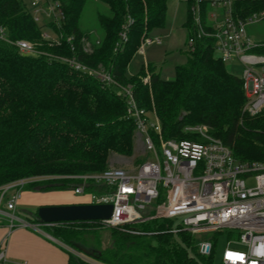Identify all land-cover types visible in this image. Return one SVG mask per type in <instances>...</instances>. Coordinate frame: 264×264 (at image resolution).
Instances as JSON below:
<instances>
[{"label":"trees","instance_id":"16d2710c","mask_svg":"<svg viewBox=\"0 0 264 264\" xmlns=\"http://www.w3.org/2000/svg\"><path fill=\"white\" fill-rule=\"evenodd\" d=\"M58 1L64 19L58 30L51 24L61 36L58 43L41 40L40 26L22 0H0V26L11 41L37 42L40 52L74 59L89 70L102 68L119 87L130 86L136 106L160 121L164 138L179 137L184 125L202 124L236 160L264 162V112L256 117L243 114L242 82L214 59L210 42L197 41L194 52L186 53L185 63L175 66L172 79H161L150 64L126 76L141 39L163 29L168 0H97L109 13L97 16L103 36L99 46L91 44L90 54L83 52L81 44L89 36L78 28L86 0ZM262 8L264 2L234 6L237 12L241 10V17ZM128 17L126 41L117 50ZM183 27L187 33L192 29L188 14ZM68 37L73 38L70 43ZM255 52L264 55V48ZM126 109L123 96L88 73L45 55H19L14 47L0 42V185L51 176L59 178L32 182L23 191L78 187L81 181L69 177L104 171L112 154L131 155L134 126ZM96 190L92 184L85 187L86 193ZM34 219L33 223H41L35 214ZM44 227L51 238L72 249L82 235L103 229L94 222ZM110 241L104 250L83 256L96 264H214L212 256L198 254L189 235L173 232L169 222L110 229ZM67 256V264H92Z\"/></svg>","mask_w":264,"mask_h":264},{"label":"built area","instance_id":"2783aa9c","mask_svg":"<svg viewBox=\"0 0 264 264\" xmlns=\"http://www.w3.org/2000/svg\"><path fill=\"white\" fill-rule=\"evenodd\" d=\"M192 29L185 40L186 53L194 52L199 40L210 42L214 59L223 65L236 63L240 67L245 103L243 114L256 117L264 112V55L255 51L264 48V41L251 37L247 28L264 23V8L243 16L236 4H259L264 0H183ZM28 13L35 23L41 18L62 25L64 15L58 0H31ZM131 24L128 17L119 33L115 48L121 50ZM54 32V30H53ZM42 39L58 43L60 35L41 34ZM72 37L66 40L70 43ZM0 42L16 49L19 55H39L27 41H11L0 26ZM160 37L146 34L136 53L159 44ZM82 50L92 53V45L82 39ZM76 71L88 73L102 84L111 86L125 98L126 112L133 122L135 151L144 155L139 163L126 167H107L100 173L71 176L81 181L72 189L74 195H86L88 204L112 206L110 217L94 223L107 229L149 221L171 224L173 232L180 231L194 240L198 254L212 256L214 264H264V162L236 160L228 147L213 137L205 125H184L179 137L164 138L160 121L150 112L136 106L131 87H119L102 68L89 70L74 59H59ZM147 78L143 79V83ZM32 181V180H31ZM29 182L16 180L0 185V225L8 230L16 227L39 232L51 226L30 223L15 215L23 188ZM92 184L96 192L86 193ZM7 220V223L3 221ZM227 234L225 247L216 258L209 234ZM47 238L52 239L46 235ZM243 260L229 259L228 253ZM0 264H25L10 261L0 249Z\"/></svg>","mask_w":264,"mask_h":264},{"label":"rangeland","instance_id":"374dc122","mask_svg":"<svg viewBox=\"0 0 264 264\" xmlns=\"http://www.w3.org/2000/svg\"><path fill=\"white\" fill-rule=\"evenodd\" d=\"M31 0H22L25 10L28 11L27 7L29 6ZM167 11L165 16V24L163 29L153 30L150 35H157L160 37L159 44H153L149 47L144 48V53L138 54L136 53L134 58L132 59V63L130 67L126 71V76L129 78L136 73V70L141 66H146L147 64L153 65L157 71L159 72L160 78L167 80L172 79L174 74L175 66L182 65L186 61V46L185 40L187 37V31L183 27L186 18V6L183 0H168L167 1ZM108 7L97 0H86L84 4V8L82 10L78 28L80 32L83 34H87L89 36L88 42L90 44H94L95 46H99L102 41L103 33L98 27L97 16L98 14H108ZM37 25L40 26L41 33H46L49 36L54 35V31L51 27V23L48 20H39ZM248 34L254 39H258L259 41H264V23H260L254 26H250L247 28ZM57 33V32H56ZM42 40V35H41ZM142 40V39H141ZM27 41V40H23ZM29 42V41H27ZM34 46V49L37 53L41 55L48 56L50 59H62V57H53L51 54H47L44 52H40L37 50L39 46L36 42H29ZM49 46L52 44L48 43ZM225 69L228 73L233 76H240V67L236 63H229L225 65ZM264 72L263 68H260ZM132 74V75H131ZM144 159V155L137 153L135 151L134 144V136L132 137V153L129 156H118L112 154L108 157L107 167H126L131 163H139ZM59 177H51V176H38V177H28L22 178L26 179L30 184L35 181H44L50 180ZM32 180V181H31ZM68 191H63L68 193ZM23 192H34V191H23ZM38 208V207H37ZM36 209L28 208V207H17L15 211V215L23 221L33 223L34 214ZM7 223V220L3 221ZM41 232L48 235L45 231V227L39 228ZM49 236V235H48ZM207 239L212 241L215 257L218 258L222 249L225 247V241L227 239V234H209L206 236ZM61 244V243H60ZM111 244L110 241V229L103 228L94 233L82 235L79 238V241L75 243V249L70 248L67 245L61 244V246L68 252L69 254L76 256L85 261H89L92 264H96L91 262L83 253H88L89 255H94L97 252L104 250L109 247Z\"/></svg>","mask_w":264,"mask_h":264},{"label":"crops","instance_id":"0c3cea01","mask_svg":"<svg viewBox=\"0 0 264 264\" xmlns=\"http://www.w3.org/2000/svg\"><path fill=\"white\" fill-rule=\"evenodd\" d=\"M137 71L138 68L136 73ZM79 204H88L86 195H74L72 191L23 192L18 207L36 209L40 206ZM0 249L5 251L10 261L25 264H67L68 259V252L60 242L30 228L16 227L8 230L4 225H0Z\"/></svg>","mask_w":264,"mask_h":264},{"label":"water","instance_id":"95a60500","mask_svg":"<svg viewBox=\"0 0 264 264\" xmlns=\"http://www.w3.org/2000/svg\"><path fill=\"white\" fill-rule=\"evenodd\" d=\"M112 206L106 205H53L37 208L35 217L45 225L74 222H94L110 217Z\"/></svg>","mask_w":264,"mask_h":264},{"label":"snow or ice","instance_id":"6c2138e0","mask_svg":"<svg viewBox=\"0 0 264 264\" xmlns=\"http://www.w3.org/2000/svg\"><path fill=\"white\" fill-rule=\"evenodd\" d=\"M228 257L229 259H232V258H236V259H239V260H243V257L238 255V254H233V253H228Z\"/></svg>","mask_w":264,"mask_h":264}]
</instances>
